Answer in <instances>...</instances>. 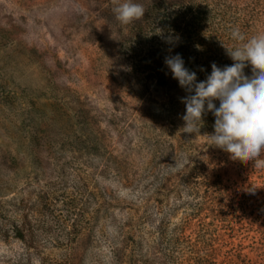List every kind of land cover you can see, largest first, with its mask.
I'll return each instance as SVG.
<instances>
[{"label":"rangeland","instance_id":"rangeland-1","mask_svg":"<svg viewBox=\"0 0 264 264\" xmlns=\"http://www.w3.org/2000/svg\"><path fill=\"white\" fill-rule=\"evenodd\" d=\"M117 2L124 0H0V264H140L155 260L153 252L162 257L156 227L165 220L172 235L182 212L171 209L172 194L162 197L154 221H140L152 204L143 203V178L176 170L161 160L157 168L155 143H207L181 130L183 95L165 57L181 52L191 71L204 68L208 76L213 62L232 65L225 47L242 43L231 37L234 29L245 41L264 33V0H133L150 23L143 17L128 25L115 17ZM183 4L206 19L200 42L185 40L188 25L173 29L159 20ZM141 26L152 35L146 44L135 34ZM149 42L153 62L144 55ZM125 45L134 53L142 48V55ZM213 125L203 123L200 134L213 133ZM227 167L225 183L256 192L247 211L258 217L249 215L247 225L248 236H258L264 168L231 159ZM132 175L140 179L134 187ZM188 254L182 250L180 260Z\"/></svg>","mask_w":264,"mask_h":264},{"label":"trees","instance_id":"trees-1","mask_svg":"<svg viewBox=\"0 0 264 264\" xmlns=\"http://www.w3.org/2000/svg\"><path fill=\"white\" fill-rule=\"evenodd\" d=\"M187 5L183 4L179 7L180 9L162 13L159 20L162 22V26L173 27V29L188 25L189 30L186 32L185 40L189 38L192 42H200L203 38L200 26L206 19L202 18L192 5L189 7ZM143 20L147 24L150 23L149 16L144 17ZM141 27L138 29L139 32L135 31V34L146 44L147 40L152 39V35L146 28L147 26L142 27L143 30ZM129 46L125 45L124 50L126 48V51L129 50L130 53L132 50L135 57L142 55V48L134 53L135 47ZM147 46L144 55L146 60L153 62L151 56L155 55L156 47L155 45L152 46L151 43ZM178 54L181 55L182 53L179 52ZM136 64L140 65V58L136 59ZM184 66L191 71L192 63L190 61L184 60ZM201 69H192L196 72L197 82L203 81L207 77L204 68ZM244 74L249 77L252 75L250 65L245 67ZM159 80L165 82V77ZM175 81L183 95L182 97L189 95L185 89L180 87L176 79L172 80L173 84ZM170 102L173 104V97L168 103ZM214 103L219 107V101H214ZM170 105L161 104L160 109ZM170 107L172 112L173 106ZM214 122L215 117L211 112L203 117V123ZM190 135L187 133V138ZM178 142L179 144L175 146L160 141L155 143L156 145L159 144V148H161L158 159L153 161L157 168L158 162L161 160L163 167H166V163H168V166H176V170L174 172L171 170L169 172L164 171L160 176L158 172L153 171L151 175H147L150 177L149 179L148 177L143 178V180H147L143 185V189L145 188L143 203L151 201L152 204L150 211L141 216L140 221H154L156 211L163 208L161 207L162 197H168L172 194L175 198L171 209L174 212H182V216L175 224L172 235L166 236L167 223L165 220L157 225L158 247L156 251L162 257H155L156 253L153 252L152 257L155 260L143 259L140 264H264V230H261L258 236L255 234H252L251 238L248 236L250 226L247 224L252 219L249 215H253L255 221L258 214H254V211L253 214L247 211L251 207V203L247 202V197L256 196V192L250 194L225 183L224 173L230 162L226 152L207 147V143L195 139L185 143ZM262 155L264 152L261 153ZM249 163L254 164V162ZM152 167L155 169L154 164ZM139 180L138 176L135 175L130 178L133 187L135 186L133 184H138ZM149 181H153L154 184L157 183L158 188H153V191H150L153 186L147 187ZM154 202H156L155 205ZM172 210L171 212H173ZM262 213L264 214V208L261 206L259 207V214ZM191 231L194 234H191ZM129 238L133 239L134 237L129 235ZM182 250H187L189 254L184 255L185 257L180 260Z\"/></svg>","mask_w":264,"mask_h":264},{"label":"clouds","instance_id":"clouds-1","mask_svg":"<svg viewBox=\"0 0 264 264\" xmlns=\"http://www.w3.org/2000/svg\"><path fill=\"white\" fill-rule=\"evenodd\" d=\"M113 11L123 25L143 18L146 12L142 4L133 0L117 2ZM231 37L242 42L235 48L223 45L232 65L221 68L213 62L211 73L203 81L197 82L196 72L184 66L179 54L165 57L173 79L189 93L181 99L186 109L181 130L205 136L207 147L226 152L233 161L254 162V167L264 168V159L259 158L264 152V33L245 41L239 29H234ZM167 42L172 43L173 38L168 37ZM249 65L250 77L244 74ZM214 101H219V107ZM208 112L215 117L214 132L201 135L203 117Z\"/></svg>","mask_w":264,"mask_h":264}]
</instances>
